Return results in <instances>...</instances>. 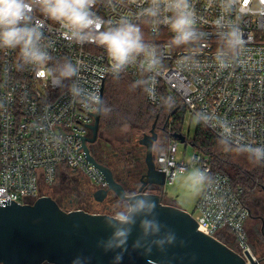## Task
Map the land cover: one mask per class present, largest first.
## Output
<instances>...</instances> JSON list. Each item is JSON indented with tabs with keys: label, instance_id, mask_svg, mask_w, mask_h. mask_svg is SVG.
Here are the masks:
<instances>
[{
	"label": "built area",
	"instance_id": "2783aa9c",
	"mask_svg": "<svg viewBox=\"0 0 264 264\" xmlns=\"http://www.w3.org/2000/svg\"><path fill=\"white\" fill-rule=\"evenodd\" d=\"M113 3L115 10L105 2L98 3L95 11L113 23L125 16L138 24L141 42L154 53L151 67L145 53L113 67L103 47L64 39L60 26L51 20L45 21L41 47L51 56L46 67L54 69L53 78H37L22 64L19 47L0 50V203H25L50 195L49 190L68 173H83L97 188L108 187L106 175L87 159L82 137L92 132L106 80L122 74L145 80L151 105L176 104L175 111L184 112V123L187 116L197 115L216 136L238 149L248 152L249 146H264V17H240L235 11L225 15L221 0H210L211 6L209 0H189L195 38L175 46L174 33L162 22L172 13L138 15L150 6L145 0ZM35 16L44 19L38 11ZM217 18H222L219 25L214 23ZM229 26L241 29L246 43L217 60ZM68 68L72 74L62 77ZM173 121L171 117L167 147L155 155L165 184L191 167L207 170L211 183L203 187L190 213L200 230L225 242L246 264H262L249 240L252 209L247 189L215 170L210 157L201 152L190 161L185 152L178 156Z\"/></svg>",
	"mask_w": 264,
	"mask_h": 264
},
{
	"label": "water",
	"instance_id": "95a60500",
	"mask_svg": "<svg viewBox=\"0 0 264 264\" xmlns=\"http://www.w3.org/2000/svg\"><path fill=\"white\" fill-rule=\"evenodd\" d=\"M104 86L93 134L100 125ZM157 120V118H156ZM156 120L140 139L146 147V173L137 196L126 198V188L113 171L94 157L87 145L95 137L83 136L87 156L105 175L107 188H96L93 195L103 201L110 191L134 206L138 199L144 207L129 215V222L115 219L109 212L84 208L65 209L51 195L33 201L0 203V261L5 264H246L225 242L200 230L192 214L178 205L163 202L157 192L145 190L146 185L164 186L165 172L155 161L154 144L158 139ZM181 141L186 135L176 132ZM264 189V187H263ZM149 205L154 207L149 208ZM148 222L145 229L143 222ZM124 231L126 237L116 233ZM120 239L124 243L120 244Z\"/></svg>",
	"mask_w": 264,
	"mask_h": 264
},
{
	"label": "clouds",
	"instance_id": "9594fccd",
	"mask_svg": "<svg viewBox=\"0 0 264 264\" xmlns=\"http://www.w3.org/2000/svg\"><path fill=\"white\" fill-rule=\"evenodd\" d=\"M107 3L108 7L115 10L113 0H0V50H15L19 47V57L24 66L33 70L37 78H53L52 68L46 65L51 56L41 47L44 38L43 30L45 21L51 20L62 29L64 39L74 41L77 44L94 43L103 47L113 62V67L124 65L134 54L145 53L148 66L155 63L154 53L146 50V45L141 41L143 34L141 27L128 21L122 16L113 23L112 19L105 20L95 11L98 3ZM123 0H116V4H122ZM137 2V0H132ZM148 8L142 9L138 15L156 17L159 12L172 13L165 15L162 21L171 32L174 33L171 43L175 46L187 44L195 38L194 12L190 8L189 0H145ZM209 6H211L209 0ZM221 6L225 15H231L234 11L240 17L255 16L258 20L264 17V0H221ZM39 12L44 18L41 20L35 16ZM222 18L214 22L219 25ZM225 48L218 51L217 60L221 56L234 53L235 50L245 45L244 33L238 27L229 26L223 34ZM249 42V41H248ZM223 66V61H220ZM72 74L68 68L61 72L62 77ZM249 159L259 164L264 159V146H249ZM193 187H203L211 183V176L207 170H193L189 175ZM126 198H134L136 192H125ZM144 207V201L138 199L134 206L127 208L132 213ZM154 205H149V208ZM115 219L127 223L129 215L124 212L117 213ZM143 227H149L148 222H143ZM116 237H126V232L116 233ZM124 239H120V244ZM155 264V262H151Z\"/></svg>",
	"mask_w": 264,
	"mask_h": 264
},
{
	"label": "trees",
	"instance_id": "16d2710c",
	"mask_svg": "<svg viewBox=\"0 0 264 264\" xmlns=\"http://www.w3.org/2000/svg\"><path fill=\"white\" fill-rule=\"evenodd\" d=\"M177 107L176 104L167 101L160 106L151 105L146 98L145 80L122 74L106 80L100 125L116 126L117 129L129 125L135 132V124H148L152 118L154 120L157 118L159 122L164 121L162 129L168 133L170 118L174 117L172 134L182 132L184 112L175 111ZM191 143L210 157L215 170L229 174L234 182L243 185L247 192L257 188L263 189L264 162L261 161L259 164L253 162L246 153H241L238 148L216 136L200 121ZM52 190L58 192L55 186ZM132 190L135 188L128 192L131 193ZM124 202L125 200L119 201L118 207ZM113 209L108 212L116 215Z\"/></svg>",
	"mask_w": 264,
	"mask_h": 264
},
{
	"label": "flooded vegetation",
	"instance_id": "af4514ba",
	"mask_svg": "<svg viewBox=\"0 0 264 264\" xmlns=\"http://www.w3.org/2000/svg\"><path fill=\"white\" fill-rule=\"evenodd\" d=\"M157 123L158 119L156 120V127ZM135 126L136 130L133 132L129 125L118 129L116 126L99 125L97 133L93 134V132H91L90 134V137H95L94 140L87 142L96 160L113 171L114 175L122 182L127 192L133 188L138 189L146 173V147L144 144L140 143V139L149 132L148 124L138 123L135 124ZM87 178L89 182L96 187L95 183L89 177ZM163 187L164 186L150 184L145 186V190L160 193L164 199ZM77 191L78 188L75 185L67 187L62 192V198H68L70 196V199L67 200V203L59 202L60 205L65 209H86L85 206L73 207L77 200V197L74 196ZM92 197L97 203L101 205L106 204L104 206L105 212L111 210L119 201L125 200L120 198L113 191H110L103 201L96 200L94 195ZM68 204L70 206H68ZM250 205L252 209L251 220L255 221L257 219L258 226L257 229L256 225L253 227L248 226L249 240L252 247H254V244L255 248L257 247L259 249L256 253L261 258L262 264H264V202L261 200L256 201V198H254L250 200ZM256 208H258L259 212L256 211ZM0 264L5 263L0 261ZM41 264L53 263L45 261Z\"/></svg>",
	"mask_w": 264,
	"mask_h": 264
},
{
	"label": "rangeland",
	"instance_id": "374dc122",
	"mask_svg": "<svg viewBox=\"0 0 264 264\" xmlns=\"http://www.w3.org/2000/svg\"><path fill=\"white\" fill-rule=\"evenodd\" d=\"M189 121V122H188ZM154 119L148 123V131L151 129V125L153 124ZM199 122L198 116H187L186 122L183 125V133L186 135L187 140L181 141L178 139V152L177 155L182 157L185 152L186 160L190 161L191 158H193L194 154L197 152L203 153L201 150H199L198 147L193 145L191 143V140L193 139L195 133H196V127ZM164 121H158L156 130L158 131V139L154 144V154L156 155L159 151L166 148L168 145L167 140V133L165 130L162 129ZM239 151L242 153H246L249 156V153L247 151L239 149ZM193 170H196L195 167H191L186 172L178 173L173 181V183H167L163 187V193H164V199L163 202L165 203H174L181 208L189 211L194 212L197 201L199 199L200 193L203 190V187H193L191 185V182L189 180V175L192 173ZM75 185L78 188L77 193L74 195L77 197V200L75 201V204L73 207H79V206H85L86 209L90 211H104V205H101L97 203L94 198L92 197V193L95 191L96 187L94 184L89 182V179L86 175L83 173L76 174V173H68L66 176H63L60 178V181L55 186L57 188L58 192H53V190H49L51 195H53L59 202L67 203V200L70 199V196L68 198H62V192L65 188ZM138 189L135 188V190H132L131 192H137ZM248 198L249 200H253L256 198L257 200H261L264 202V189L257 190H251L248 192ZM127 202V203H126ZM119 204L114 205L112 209L116 213L124 212L127 213V208L129 207L128 201L125 200L124 203H122L121 207H118ZM68 206H70L68 204ZM71 208V207H69ZM256 211L259 212L258 208H256ZM256 225V229L258 226V220H250L249 226L253 227ZM253 244V243H252ZM254 251H258L259 249L253 244Z\"/></svg>",
	"mask_w": 264,
	"mask_h": 264
},
{
	"label": "crops",
	"instance_id": "0c3cea01",
	"mask_svg": "<svg viewBox=\"0 0 264 264\" xmlns=\"http://www.w3.org/2000/svg\"><path fill=\"white\" fill-rule=\"evenodd\" d=\"M171 204H174V203H171ZM176 205V204H175Z\"/></svg>",
	"mask_w": 264,
	"mask_h": 264
}]
</instances>
